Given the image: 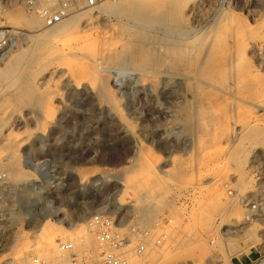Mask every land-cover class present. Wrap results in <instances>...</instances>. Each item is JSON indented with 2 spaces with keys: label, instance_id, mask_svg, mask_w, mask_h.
I'll list each match as a JSON object with an SVG mask.
<instances>
[{
  "label": "rangeland",
  "instance_id": "obj_1",
  "mask_svg": "<svg viewBox=\"0 0 264 264\" xmlns=\"http://www.w3.org/2000/svg\"><path fill=\"white\" fill-rule=\"evenodd\" d=\"M157 1L104 0L117 10L109 14L74 1L62 20L77 5L81 13L73 25L65 23L57 38L64 39L54 46L76 54L35 64L42 49L31 46L46 26L41 10L56 1L0 0V33L9 40L0 52V74L8 65L18 67L10 89L4 80L11 73L0 77V92L13 109L0 137L3 130L13 134L22 171L10 177L6 160L0 161V264H11L22 246V264L37 261L42 249L29 226L45 220L76 246L91 243L93 237H82L84 219L103 207L125 214L122 234L148 231L152 243L158 225L165 228L169 239L148 251L147 264H264V180L258 181L264 173V90L251 99L257 106L250 109V126L263 143L248 156L255 180L242 190L244 162L225 167L226 154L243 146L232 124L245 114L244 108L236 112L241 88L215 70L219 61L228 59L230 66L238 60L264 86V48L252 44L264 36V0H168L152 8ZM137 18L151 24L142 28ZM236 32H243L240 43ZM214 34L226 39L211 54ZM81 54H89L88 61ZM81 60L88 74L67 81L68 65ZM43 93L49 95V122L34 102ZM135 209L149 219L135 224ZM51 256L56 260V248Z\"/></svg>",
  "mask_w": 264,
  "mask_h": 264
},
{
  "label": "bare ground",
  "instance_id": "obj_2",
  "mask_svg": "<svg viewBox=\"0 0 264 264\" xmlns=\"http://www.w3.org/2000/svg\"><path fill=\"white\" fill-rule=\"evenodd\" d=\"M168 0H158L157 2H155L152 6V8L154 9H157L160 7V5H163L167 2ZM130 4V3H129ZM108 5V6H107ZM106 6L102 5L101 4H98L97 6L95 7H88L87 10H97L99 12H103V14H109L111 12H117V10L114 8V6H110V4H107ZM73 9V8H72ZM122 9V8H121ZM125 9V8H124ZM124 11V10H123ZM98 12V13H99ZM80 8L76 9V10H73L71 16L64 22V20H61L60 22L56 23L58 24L56 27H53V26H45L44 28L40 29L37 31L36 33V40L35 42L33 43V45L31 46V51H34L35 49H42L38 58H37V62L35 64H38L39 62H41L42 60H46V61H50V60H54V59H60L63 55H68V56H74L76 54V51H73L71 49H67L66 51H56V47L54 46V43L59 41L57 38H59V35L61 34V32L63 31V26L65 25V23H72V25L76 22V18H78V16L80 15ZM121 13V12H120ZM119 13H117L118 15ZM132 14V13H131ZM126 15V14H125ZM128 15V14H127ZM121 16V15H120ZM133 16V14H132ZM13 17V16H12ZM68 17V16H67ZM66 17V18H67ZM149 17V16H148ZM65 18V19H66ZM117 18V17H116ZM120 18V17H119ZM118 18V19H119ZM128 18V17H127ZM14 19V18H13ZM135 19V18H134ZM138 21H141L142 23V28H144L143 26H148L151 24V21L147 20L146 18H137ZM128 19H125L124 21H127ZM123 22V21H122ZM130 22V21H129ZM131 23V22H130ZM135 23V22H134ZM258 23V22H257ZM55 24V25H56ZM261 24V23H260ZM127 25V24H126ZM131 25V24H130ZM137 26V25H136ZM92 27V26H91ZM127 27V26H126ZM153 27V26H151ZM243 27V26H242ZM245 28V26L243 27ZM247 28V26H246ZM152 31L153 29L150 28ZM248 29H250L248 27ZM247 29V30H248ZM70 30V29H69ZM68 30V31H69ZM134 30V29H132ZM264 30V29H263ZM245 32V31H244ZM250 32V31H249ZM262 32V31H261ZM69 34H71V32H68ZM238 33V32H236ZM241 33V32H240ZM240 33H238V38L235 39V43H240L241 42V37L243 35H240ZM257 34V36L259 37V32L258 31H255L254 29V34ZM16 31H12L11 32V35H15L16 36ZM243 34V32L241 33ZM251 34H253V32L251 31ZM261 34V33H260ZM245 35V34H244ZM9 36V35H8ZM66 36V35H65ZM68 36V34H67ZM66 36V37H67ZM71 37L74 39L75 37V34H71ZM159 37V36H158ZM256 37V38H258ZM64 39V38H63ZM61 39V40H63ZM92 39V38H90ZM211 39V54H215V52L217 51L218 47L224 43L225 41V36H216L215 34L213 36L210 35V38ZM228 39V38H227ZM232 39V38H231ZM60 40V41H61ZM89 40V39H88ZM41 41H44L46 45H43L45 47V49L42 47V42ZM47 41V42H46ZM59 41V42H60ZM193 41V40H192ZM233 40H231L232 42ZM243 41V39H242ZM43 42V44H44ZM48 42H51L52 44H49ZM84 42V43H83ZM81 42L80 44H84L83 46H85V40ZM93 42V41H92ZM233 43V42H232ZM60 44V43H59ZM76 44V43H75ZM79 44V43H78ZM209 44H210V41H209ZM253 45L256 46V49L257 47L259 48H264V36H261L260 38L258 39H255L253 42H252ZM72 45V44H71ZM201 45V44H200ZM208 45V44H207ZM250 45V44H249ZM78 46V45H77ZM251 46V45H250ZM57 47H60L59 45ZM74 47V46H73ZM87 47V46H86ZM88 48V47H87ZM65 50V49H64ZM38 51V52H39ZM94 51V50H92ZM258 51V50H257ZM25 52V51H24ZM95 53V52H94ZM228 53V52H227ZM30 54V53H29ZM28 54V55H29ZM33 54V53H32ZM79 54V53H78ZM93 53H91L92 55ZM210 54V53H209ZM22 55V54H21ZM83 54H81L82 56ZM89 54H84L82 57L83 58H90V56H88ZM232 55H233V52H232ZM20 57V56H19ZM18 58V57H16ZM21 59V58H20ZM67 59V58H66ZM86 59V60H87ZM228 60V59H227ZM227 60L225 61H219L218 64H216V67H215V70L218 72L219 71H222L224 70L227 75L230 74L231 75V79H232V85L231 87H234L236 90L238 88H241V93H238V96L235 97V100H236V103H240L239 106H235L237 107V113H242L243 110L242 108H244L245 110V114L241 117L239 116L237 119L236 122H233V126H235L236 129H238L239 131H241L242 133L240 134V137H239V144L243 145L241 150L237 153H235L232 149V151L235 153V158L234 156L232 155L233 152H231L232 154L228 155V159L225 161L226 166H231V167H234L236 166L237 162L239 160H242L244 162V165H243V170H242V184H241V188L242 190H244L245 188H247L250 184H252V182L255 180V176H252L249 172V168L248 166L246 165V161H248V156L250 154V152L253 151L256 152L257 149V146L256 144H262L263 143V138H255V134H256V131L252 128V126H250L252 124V120H251V116H250V109H253L254 107H256L257 105L253 103V101L251 100L256 94H259L261 93L263 90H264V86L263 84L258 80V76L257 74H255L252 70L248 69L247 67L243 66V65H240L238 64V60L237 61H233V58H232V61L231 62V65L228 66V64H226ZM88 61V60H87ZM87 61H78L80 64L78 65H68L67 69H66V72L68 74V76L65 78L67 81H71L72 77H79V76H82L84 75V73H87L88 74V68L85 69L83 68L84 66V63H87ZM90 61V60H89ZM77 62V63H78ZM13 63V62H11ZM73 63V62H72ZM31 64V63H30ZM40 64V63H39ZM75 64V63H73ZM212 65V64H211ZM16 65H8L4 70L3 72H1L0 74V77L4 78V77H7V75L9 73H11V77L9 79H6L4 81H8V86H9V89H10V86H12L13 83H15L16 81H18V77L15 76L16 73L14 72V68H15ZM39 66V65H38ZM17 67V66H16ZM54 67V66H53ZM18 68V67H17ZM57 68V67H56ZM90 69V67H89ZM198 69V68H197ZM16 70V69H15ZM18 70V69H17ZM16 70V71H17ZM54 70V69H53ZM214 70V72H216ZM53 71L49 72L48 75H46L43 79V81L45 82L47 79V77L49 78L50 77V74L52 73ZM58 72V71H57ZM144 73V72H143ZM225 73V74H226ZM56 74V73H55ZM153 74V73H151ZM14 75V76H13ZM224 75V74H223ZM9 76V75H8ZM43 77V76H42ZM83 78V76H82ZM81 78V79H82ZM46 79V80H45ZM76 79V78H75ZM80 79V77H79ZM78 79V80H79ZM41 81V80H40ZM74 83L75 81L77 82V80H73ZM72 82V81H71ZM69 83V82H68ZM203 83V82H202ZM44 85V84H43ZM4 88V87H3ZM233 88V89H234ZM232 89V91H233ZM1 90V89H0ZM3 90V89H2ZM218 90V89H217ZM221 91V90H220ZM2 92V91H1ZM0 92V93H1ZM234 92V91H233ZM232 94V93H231ZM234 94V93H233ZM36 96V95H35ZM232 96V95H231ZM233 97V96H232ZM34 99H36V101L34 100V102H36L35 104L37 105V110L39 108V110H41L42 112V116H43V120L44 122H49V119L51 117H49V112H50V106H48V101H49V95L47 93H43L41 95H38L36 98L34 97ZM234 101V97H233V100ZM35 104H34V107H35ZM234 104V103H233ZM237 105V104H236ZM234 107V106H233ZM258 110H259V107H257ZM263 108H261L260 110H262ZM12 106L10 105V103L8 102V100L6 99V96L5 94L1 93L0 94V130L4 127H5V124L7 123V120H8V117L10 116L11 114V111H12ZM54 112V111H53ZM234 113V112H233ZM51 114V113H50ZM255 116V115H254ZM256 118V117H254ZM258 119V118H257ZM233 121H234V117H233ZM229 122V121H228ZM263 122V121H262ZM46 124V123H45ZM50 124V123H49ZM9 126V125H8ZM8 129V128H7ZM41 129V128H40ZM4 134L2 133V136L0 137V161L1 160H6V163H5V166L7 167V173L8 175H10V177H19L21 176L22 174V171L20 170V167H19V163H18V159L16 157V154H15V151L16 149L14 150V148L12 147V142H13V139H14V136L13 134L10 132V131H7V130H3ZM238 138V137H237ZM264 144V143H263ZM238 145V144H237ZM240 145V146H241ZM2 146H4L8 151L3 153L2 151ZM239 147V146H238ZM237 147V148H238ZM214 148V147H213ZM236 148V149H237ZM234 149V148H233ZM227 150V149H226ZM237 154V156H236ZM224 157V156H223ZM232 157V158H231ZM220 164V163H219ZM246 165V166H245ZM222 166V165H221ZM220 166V168H221ZM228 166V167H229ZM224 167V166H223ZM222 167V168H223ZM148 168V167H147ZM218 168V167H217ZM231 169V168H230ZM140 168H136L134 171H128V173H133L134 172H139ZM227 170V169H226ZM225 171V170H224ZM137 172V173H138ZM228 172V171H227ZM127 173V174H128ZM136 173V175H137ZM221 174V173H220ZM130 175V174H129ZM149 175V174H148ZM146 175V176H148ZM150 176V175H149ZM257 176V175H256ZM129 177V176H128ZM158 177V176H157ZM221 176H219L220 178ZM127 179V177H125ZM130 180V179H128ZM143 180V179H142ZM141 180V181H142ZM147 180V179H146ZM157 180V179H156ZM264 180V173L263 174H258V181L259 182H263ZM132 181V180H130ZM130 181L127 183L128 184V187H129V183ZM146 182V181H145ZM225 182V181H224ZM126 183V181H125ZM134 183V182H132ZM163 183V182H162ZM131 184V183H130ZM136 184V183H135ZM143 184V183H142ZM218 184V183H217ZM141 185V184H140ZM196 185V184H195ZM221 185V184H220ZM131 188L133 187L132 185H130ZM161 186V185H160ZM181 186V185H180ZM146 187V186H145ZM167 187V186H166ZM182 187V186H181ZM142 188V187H141ZM153 188V186H152ZM185 188V187H184ZM136 189V187H135ZM153 189H157V188H153ZM161 189V188H160ZM159 189V190H160ZM175 189H179V188H175ZM181 189V188H180ZM200 189V188H199ZM205 189V188H203ZM124 190V189H123ZM152 190V189H151ZM158 190V189H157ZM185 190V189H183ZM207 190V189H205ZM125 191V190H124ZM133 191V190H132ZM155 191V190H154ZM161 191V190H160ZM142 192V191H141ZM206 192V191H205ZM138 193V192H137ZM199 193V192H198ZM122 194V193H121ZM154 194V193H153ZM201 194V193H200ZM151 195V194H150ZM207 195V194H206ZM147 196V195H146ZM213 196H210V200L212 202H214ZM121 198V197H120ZM138 198V197H137ZM148 198V197H147ZM165 198V197H164ZM212 198V199H211ZM140 199V198H138ZM202 199H205V198H202ZM215 199V198H214ZM121 200V199H120ZM137 200V199H135ZM209 200V201H210ZM195 201V200H194ZM201 201V199L199 200ZM203 201V200H202ZM210 201V202H211ZM157 202V201H156ZM197 202V201H196ZM195 202V204H196ZM136 203V202H135ZM200 203V202H199ZM146 205V204H145ZM134 206V205H133ZM141 207V206H140ZM139 208V207H137ZM136 208V209H137ZM152 208V207H151ZM132 210L134 213L133 214H137L135 217H134V222L135 224L137 225H140L142 224V222H144L146 219L148 220L149 219V216L148 214L144 213V211H142L141 209H138V210ZM171 208L169 207V210ZM175 210V209H173ZM176 211V210H175ZM150 212V211H149ZM147 212V213H149ZM177 212V211H176ZM132 213V212H131ZM173 213V212H171ZM175 213V212H174ZM141 215V216H140ZM150 215H151V212H150ZM174 215V214H173ZM195 214H193L194 216ZM195 217V216H194ZM195 219V218H194ZM193 219V220H194ZM146 220V221H147ZM196 220V219H195ZM142 221V222H141ZM151 221V220H150ZM141 222V223H140ZM124 224V223H123ZM130 224V222H129ZM134 224V223H133ZM53 226L55 224H52V221H49V220H45L44 222H41L39 224H32L30 227L31 229V232L36 235L35 236V239H36V242L42 249V251L38 254L36 260L37 261H32L31 264H46L47 263V258H49L50 260L54 262H56V260L54 259V257L51 256L53 250L56 248V241L57 240H68V239H65L66 237L62 236L66 231L63 230V229H52L50 226ZM122 225V224H121ZM172 226V224H170ZM133 226V225H131ZM186 226V225H185ZM51 228V231H48V234L46 235L45 234V231L46 229L48 228ZM73 227H76V226H73ZM78 227V226H77ZM76 227V228H77ZM127 227V226H126ZM83 228V227H82ZM69 229V228H68ZM75 228L71 229L70 232L72 231H75L76 232V229L74 230ZM80 229V228H79ZM126 229V228H125ZM156 229V228H155ZM82 230V229H81ZM80 230V232H81ZM129 230V229H128ZM79 230H77L78 232ZM125 231V230H124ZM76 232V233H77ZM79 232V233H80ZM83 232V231H82ZM123 233V229L121 228L119 230V233ZM47 233V232H46ZM82 235V234H80ZM79 237V236H78ZM83 238L86 237V239H91L93 237V233L92 231H90V229H88L85 225H84V234L82 236ZM167 238V236H166ZM174 238V237H173ZM65 239V240H64ZM80 239V237H79ZM169 238H167L166 240V243L168 241ZM71 241V240H69ZM76 241V240H75ZM84 241H85V238H84ZM83 241V242H84ZM170 241V240H169ZM73 244L74 242L71 241ZM77 242V241H76ZM79 242V241H78ZM80 242H82V240H80ZM91 242V241H90ZM75 245V244H74ZM165 245V244H164ZM76 246V245H75ZM91 247V246H94V240L89 243V244H82L81 243V246H76L77 250L82 252L85 250L86 247ZM181 247V246H180ZM179 247V248H180ZM171 249V248H170ZM20 251H18L17 253H13L12 255V261H11V264H22V255L24 256L26 254V247L25 246H22L21 249L19 248ZM34 251V250H33ZM31 252V251H30ZM32 253V252H31ZM150 253V252H149ZM166 254V253H164ZM33 255V254H32ZM155 259V258H154ZM66 258H63L61 261V264H65L66 263Z\"/></svg>",
  "mask_w": 264,
  "mask_h": 264
},
{
  "label": "built area",
  "instance_id": "obj_3",
  "mask_svg": "<svg viewBox=\"0 0 264 264\" xmlns=\"http://www.w3.org/2000/svg\"><path fill=\"white\" fill-rule=\"evenodd\" d=\"M55 4L41 10V15L46 26H53L67 16L70 4L79 0H55ZM84 7H95L104 0H82ZM80 5L73 9L79 8ZM82 7V6H81ZM8 37L0 33V52L8 45ZM125 214L120 212H107L105 207L84 219V224L93 233L94 246L86 247L80 252L69 240H58L56 245V262L46 264H147L148 251L151 248L161 247L165 238V228L160 227L153 242L148 231L132 229L131 234L119 233L121 224L124 223ZM167 221L165 225H168Z\"/></svg>",
  "mask_w": 264,
  "mask_h": 264
}]
</instances>
